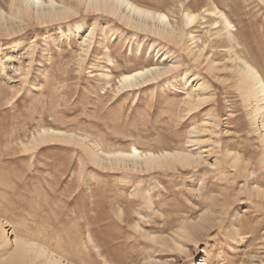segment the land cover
<instances>
[{
    "label": "rangeland",
    "instance_id": "1",
    "mask_svg": "<svg viewBox=\"0 0 264 264\" xmlns=\"http://www.w3.org/2000/svg\"><path fill=\"white\" fill-rule=\"evenodd\" d=\"M134 1L176 23L186 11L197 13L190 29L199 46L214 41L216 7L231 21L233 49L264 81L263 0ZM9 5L0 0L4 11ZM23 22L15 34L0 35V183L10 186L0 191L11 195L6 207L0 204V216L8 237L12 225L18 236L53 235L69 253L76 251L79 264H199L203 258L207 264H264V199L251 194L255 185L264 193L262 146L228 69L227 41L214 44L210 57L220 69L210 72L179 44L119 23L104 25L95 14ZM76 22L84 23L83 31L95 30L86 54ZM165 63L175 71L117 88L121 73ZM184 73L189 84L204 82V101L184 103ZM41 128L108 152L187 149L201 152V162L135 171L94 163L72 142L49 140L22 150ZM189 135L198 143L187 146ZM235 153L247 161L248 173L231 164ZM186 225L189 233L182 231Z\"/></svg>",
    "mask_w": 264,
    "mask_h": 264
},
{
    "label": "bare ground",
    "instance_id": "2",
    "mask_svg": "<svg viewBox=\"0 0 264 264\" xmlns=\"http://www.w3.org/2000/svg\"><path fill=\"white\" fill-rule=\"evenodd\" d=\"M76 13H81L82 15L95 14L97 19H100L104 25H108L110 22L119 23L128 29L149 33L155 37L179 44L183 51L186 50L188 52L187 54L190 56L191 62L196 64L205 62L204 69L210 72L220 69L217 62L210 57V55L212 56L213 48L217 46H214V44L226 40L228 47L224 49L227 54L229 53L227 56L231 61V65L228 68L232 75L231 77L234 78L231 79L235 81L234 86H236L237 91L242 96L243 103L245 102V105L250 107L248 114L252 120L254 119V129L259 133L262 148L258 156V169L264 174V81L256 67L233 49L236 38L231 31V21L223 12L216 7L211 11V14L218 18V20H214V24H216L214 26L215 30L212 33L214 41H211V39L210 45L204 44L203 46H199L196 44L197 40H195V35L191 33L190 29L198 17V14L194 12L186 11L184 13V20L181 23H176L171 22L165 12L141 5L134 0H59V2L56 0H10L8 12L0 8V35L8 36L15 34L24 23V20L47 23L54 20L67 19ZM83 24L76 22L73 27L82 41L83 52L86 54L87 50L91 48V44L94 43V29L90 27L83 31ZM101 32H103V29H101ZM100 35L102 38L105 37L104 32L100 33ZM122 35L121 33L119 37ZM173 65V63H165L162 66L149 65L130 72L121 73L116 78V82L118 83L117 88L137 87L156 81L162 75L175 71ZM104 75L107 78L109 77V73L107 72ZM179 75L185 80L184 89L187 97L184 103L186 105L193 106L206 99L204 95V82L199 83L198 80L193 79L194 84H189L188 80L190 76H188V73ZM210 119L211 117H208L205 120L210 124ZM49 140L72 142L84 146L87 156L94 163L121 166L135 171H146L153 168L175 169L177 166H192L201 162L200 158L202 155L201 152L196 153L187 149L164 150L161 152L142 151L135 146H131L128 151L108 152L94 144H90V142L88 143L80 137L75 138L70 134L59 133L57 130L45 128L39 129L30 139L22 142V150L29 151ZM197 143L198 140L194 136L189 135L187 146H193ZM229 158L234 168H239L238 170L248 173L249 168L246 166L248 163H246L247 161L243 162L240 155L235 153ZM249 163H251L250 160ZM0 187L8 188L10 186L6 183H0ZM15 188L12 192L15 191ZM252 189L255 192H251V194L264 199V193L258 185L252 186ZM10 196L8 193L0 191V204L6 207L10 201ZM15 197H17L16 194ZM14 198H12L13 201ZM144 203L147 206L148 204L150 205L149 198L146 197ZM4 220L0 216V253L3 256L0 264H79L77 262L76 251L72 253L69 250L71 252L69 253L66 249L68 247L61 244L60 239L53 235H46L45 238L43 236L35 238L28 234L26 236H18L16 228L12 225L10 235L13 238L10 239L5 229L8 223ZM190 227L191 229L194 228L193 226ZM182 231L189 233L190 228L187 225L182 226ZM51 238L54 239V242L50 240ZM87 241L89 246L95 248L89 231L87 232ZM81 264L83 263L81 262ZM199 264H207L206 259H200Z\"/></svg>",
    "mask_w": 264,
    "mask_h": 264
}]
</instances>
